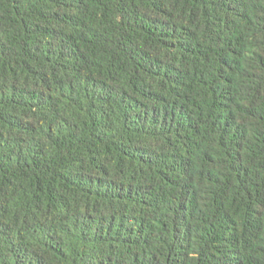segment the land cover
<instances>
[{
    "label": "trees",
    "instance_id": "trees-1",
    "mask_svg": "<svg viewBox=\"0 0 264 264\" xmlns=\"http://www.w3.org/2000/svg\"><path fill=\"white\" fill-rule=\"evenodd\" d=\"M0 264H264V0H0Z\"/></svg>",
    "mask_w": 264,
    "mask_h": 264
}]
</instances>
